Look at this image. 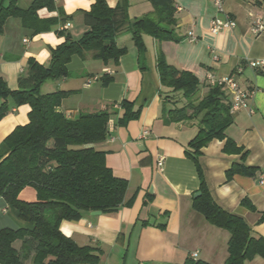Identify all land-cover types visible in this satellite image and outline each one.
Segmentation results:
<instances>
[{"label":"crops","instance_id":"crops-1","mask_svg":"<svg viewBox=\"0 0 264 264\" xmlns=\"http://www.w3.org/2000/svg\"><path fill=\"white\" fill-rule=\"evenodd\" d=\"M31 0L18 2L26 8ZM120 0H105L115 8ZM177 41L160 44L143 36L145 53L139 58L127 25L115 36V45L125 48L117 62H102L92 52L74 55L66 65L67 76L45 81L41 93L69 92L59 110L73 117L109 110L105 140L91 145L105 153V162L113 175L127 182L124 203L116 213L92 215L79 220H64L60 232L76 245L101 251L99 264H182L187 259L208 264H224L228 257L229 233L209 225L194 211V194L199 193L200 177L212 201L229 214L240 217L255 236L264 238V187L258 179L264 176V66L250 69L248 60L264 59V30L254 35L251 26L260 19L264 26V0H224V9L236 22L232 30L210 32L215 16L213 0H172ZM93 0H54L55 11L40 10V20H50L47 31L34 33L22 26L21 20L9 18L0 35V80L10 91L18 88L28 61L47 66L51 51L69 37L78 41L90 30L85 15ZM148 0H130L129 21L151 15ZM120 15L116 16L119 20ZM68 24L67 29L63 27ZM196 38L188 41V34ZM26 40V42H24ZM158 51L166 62L180 71L192 73L199 82V100L213 87L205 82L208 73L215 77L232 76L236 83L251 93L247 108L231 113L232 123L225 136L245 153L226 154L224 141L213 140L201 150L197 165L187 155V145L198 132L199 119L169 122L166 112L181 107L182 102L163 103L162 87L156 70ZM107 72H110L108 74ZM110 79L103 83V79ZM87 80H91L86 86ZM224 102L231 99L225 89ZM178 98V95L176 96ZM3 102L0 99V104ZM8 111L0 118V144L18 126L28 123V105L16 106L7 100ZM133 105L137 117L120 124L122 103ZM148 131L145 138H140ZM164 157L162 170L156 166ZM241 164L252 168V175L236 174L227 179V171ZM200 171V176L198 173ZM153 187V193H150ZM19 200L34 202L36 192L24 188ZM247 200L251 210L241 202ZM166 214V215H165ZM31 229L21 221L17 211L0 196V230ZM19 243H15L18 248ZM245 264H264L255 256Z\"/></svg>","mask_w":264,"mask_h":264},{"label":"trees","instance_id":"trees-1","mask_svg":"<svg viewBox=\"0 0 264 264\" xmlns=\"http://www.w3.org/2000/svg\"><path fill=\"white\" fill-rule=\"evenodd\" d=\"M129 1L120 0L115 8H110L105 0H93L91 10L85 15L90 30L81 39L73 41L67 37L51 51L47 66L30 59L25 74L18 79L17 90L10 91L0 80L3 100L0 118L8 111V99L16 106L30 108L28 123L16 127L0 144V196L17 211L21 221L32 225L31 229L0 230V264H99L100 250L76 245L60 232L59 225L64 220H79L85 213H116L129 204L124 203L127 182L113 175L106 165L104 152L91 147L105 140L111 112L79 113L73 117L59 110L69 92L43 94L40 91L45 81L67 76L66 65L74 55L92 52L94 58L104 63L117 62L126 53L125 48L115 45V36L124 25L131 33L139 58L146 50L145 35L159 44L177 41L172 0H148L152 14L132 21L127 15ZM43 9L55 11L54 0H31L24 9L18 6V0H0V35L9 18L20 19L22 26L34 33L47 31L52 21L40 20L37 16ZM156 70L161 86L169 89L162 94L163 103L182 102L181 107L166 112L168 121L199 119L198 132L187 145L188 157L197 165L201 150L218 140L224 141L226 154H240L244 159L242 149L225 136L232 116L222 88L213 86L198 100L200 88L196 77L168 64L161 51L157 54ZM109 81L103 79L104 84ZM132 107L131 103H122L120 124L137 117ZM252 172V168L234 164L226 177L230 180L236 174L252 175ZM198 173L200 176L199 170ZM26 187L35 190L34 202L19 200V193ZM199 193L193 201L194 211L209 225L229 233L224 264H245L255 256L264 259V238L255 236L240 217L215 205L201 177ZM241 204L254 210L247 200ZM259 222H264V212ZM182 264L208 263L189 258Z\"/></svg>","mask_w":264,"mask_h":264},{"label":"built area","instance_id":"built-area-1","mask_svg":"<svg viewBox=\"0 0 264 264\" xmlns=\"http://www.w3.org/2000/svg\"><path fill=\"white\" fill-rule=\"evenodd\" d=\"M224 0H213V4L215 7V16L210 21V32L212 34H217L221 30L224 29H234L236 27V22L229 16V14L224 9ZM68 24H66L63 29H67ZM264 26L260 19H256L252 26L251 31L254 35H259L263 32ZM196 38L192 35V33L188 34V41L194 42ZM26 42V40H24ZM248 68L250 69H259L264 66V59H256V60H248L247 63ZM110 74V72H107ZM205 82L211 86H217L222 89H225L231 99L230 103V113L240 111L242 109L247 108L248 101L251 98V93L242 89L232 76H225L217 78L213 74L208 73L205 78ZM91 80H87L86 86H89ZM148 131H143L140 138H145L148 135ZM164 163V157L158 156L156 160V166L159 170H162ZM258 184L264 187V176L258 179Z\"/></svg>","mask_w":264,"mask_h":264},{"label":"water","instance_id":"water-1","mask_svg":"<svg viewBox=\"0 0 264 264\" xmlns=\"http://www.w3.org/2000/svg\"><path fill=\"white\" fill-rule=\"evenodd\" d=\"M150 193H153V187H150V190H149ZM200 195V193H196L194 194L193 198L195 199L196 197H198ZM92 215H100L101 212L100 211H96V212H92L91 213Z\"/></svg>","mask_w":264,"mask_h":264},{"label":"rangeland","instance_id":"rangeland-1","mask_svg":"<svg viewBox=\"0 0 264 264\" xmlns=\"http://www.w3.org/2000/svg\"><path fill=\"white\" fill-rule=\"evenodd\" d=\"M21 0H18V2H20ZM24 9V8H23ZM49 64V63H48Z\"/></svg>","mask_w":264,"mask_h":264}]
</instances>
